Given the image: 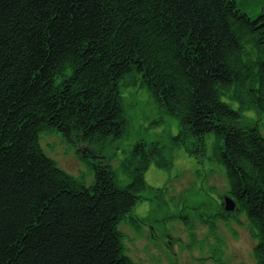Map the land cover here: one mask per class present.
<instances>
[{
    "label": "trees",
    "instance_id": "16d2710c",
    "mask_svg": "<svg viewBox=\"0 0 264 264\" xmlns=\"http://www.w3.org/2000/svg\"><path fill=\"white\" fill-rule=\"evenodd\" d=\"M127 79L178 119L190 153L215 135L264 264V140L221 100L246 86L264 122V8L249 18L235 0H0V264H137L117 225H137L127 214L146 190L140 170L126 166L123 186L93 165L86 187L38 144L54 131L92 152L118 135Z\"/></svg>",
    "mask_w": 264,
    "mask_h": 264
},
{
    "label": "rangeland",
    "instance_id": "374dc122",
    "mask_svg": "<svg viewBox=\"0 0 264 264\" xmlns=\"http://www.w3.org/2000/svg\"><path fill=\"white\" fill-rule=\"evenodd\" d=\"M235 1L249 18H256L264 8V0ZM71 74L70 68L65 69L53 85ZM129 82L132 84L118 88L125 118L118 135L91 152L89 145L73 136L67 140L58 132L40 131L38 144L44 155L54 161L55 168L74 178L80 177L86 187L94 182L93 165L108 166L123 186L130 180L123 173L126 166L140 170L146 188L142 193L144 199L127 214L137 218V225L127 220L117 225L124 234V254L135 263L217 264L208 258L211 256L222 259L221 264H255L253 250L257 238L250 232L248 218L236 200L226 195V172L212 156L220 142L212 132L208 133L204 136L203 155L192 154L194 145H182L176 138L178 119L166 113L144 85H135V81L127 79L126 83ZM244 88L229 89L221 100L238 114L244 126L260 128L256 129L264 140L263 113L251 104ZM58 90L62 91L59 85ZM230 202L238 219L215 218L212 222L215 228H211L199 217L201 212L216 208L226 212L224 203Z\"/></svg>",
    "mask_w": 264,
    "mask_h": 264
},
{
    "label": "bare ground",
    "instance_id": "6f19581e",
    "mask_svg": "<svg viewBox=\"0 0 264 264\" xmlns=\"http://www.w3.org/2000/svg\"><path fill=\"white\" fill-rule=\"evenodd\" d=\"M257 129H260V128H257ZM258 132H259V130H257ZM59 133V135H61L62 136V133H60V132H58ZM198 157V156H197ZM218 163V162H217ZM220 165L221 166H223V164L222 163H220ZM224 168V167H223ZM225 170V169H224ZM227 183H228V180H227ZM142 196H143V194H141V196H140V198L138 199V200H136L135 202L137 203L139 200H142V199H144V198H142ZM220 196H224V193L222 194V195H220ZM222 201H224V200H222ZM215 205H218V204H215ZM219 206V205H218ZM132 211V210H131ZM228 212H230V213H228ZM242 212H244V214L246 215L247 213H246V211H245V209H242ZM223 213H227V214H225V215H222ZM222 213V211H219V209L218 208H216L215 209V211H210V210H208V211H204V213H202L201 212V214L199 215V217L201 218V220L203 219L204 221H206L207 222V224L211 227V228H215L214 227V225H212V222H215L214 221V219L215 218H219L220 217V219H222V220H227V219H231V218H233V217H236V219H238V217H237V213H236V211L234 212L232 209L231 210H228V211H226V212H223ZM127 216H129V215H127ZM247 216V215H246ZM248 218V217H247ZM183 219L185 220L186 218H184L183 217ZM124 220V219H123ZM126 221V220H125ZM124 221V222H125ZM210 222V223H209ZM247 222H248V224H249V226L250 225H252L251 223H250V220L249 219H247ZM250 229H251V226H250ZM257 230H255V232H256ZM251 232V231H250ZM122 233V232H121ZM252 233V232H251ZM143 235H145V234H143ZM142 235V236H143ZM256 238V237H255ZM258 244V239H257V241H256V243H255V246ZM212 262H215V263H217V264H221L222 263V259H218L217 260V258L216 257H208Z\"/></svg>",
    "mask_w": 264,
    "mask_h": 264
},
{
    "label": "water",
    "instance_id": "95a60500",
    "mask_svg": "<svg viewBox=\"0 0 264 264\" xmlns=\"http://www.w3.org/2000/svg\"><path fill=\"white\" fill-rule=\"evenodd\" d=\"M226 199H228V197H226L223 202H225ZM224 209L227 210V211L231 210V209L233 210L234 209V205L232 204V202H230L228 204L224 203Z\"/></svg>",
    "mask_w": 264,
    "mask_h": 264
}]
</instances>
